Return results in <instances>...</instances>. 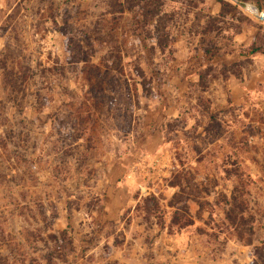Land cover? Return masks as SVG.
I'll return each mask as SVG.
<instances>
[{
    "label": "rangeland",
    "instance_id": "374dc122",
    "mask_svg": "<svg viewBox=\"0 0 264 264\" xmlns=\"http://www.w3.org/2000/svg\"><path fill=\"white\" fill-rule=\"evenodd\" d=\"M235 1L0 0V264H264V0Z\"/></svg>",
    "mask_w": 264,
    "mask_h": 264
},
{
    "label": "built area",
    "instance_id": "2783aa9c",
    "mask_svg": "<svg viewBox=\"0 0 264 264\" xmlns=\"http://www.w3.org/2000/svg\"><path fill=\"white\" fill-rule=\"evenodd\" d=\"M233 3L236 5L239 4L235 0H233ZM243 9L249 16H251L252 18H254L255 20L261 23H264V11H260L258 8H256L255 6L251 4H244Z\"/></svg>",
    "mask_w": 264,
    "mask_h": 264
},
{
    "label": "trees",
    "instance_id": "16d2710c",
    "mask_svg": "<svg viewBox=\"0 0 264 264\" xmlns=\"http://www.w3.org/2000/svg\"><path fill=\"white\" fill-rule=\"evenodd\" d=\"M147 4H148V6H151L152 7V11L153 12H156L158 10L157 7H158V4H159V0H151V2L150 3H147ZM144 7H145V5H142V7L139 10L140 13L135 15V21L137 19L139 21V23H143V22H141L140 18L138 19V17L144 16V15L147 14L148 8H144Z\"/></svg>",
    "mask_w": 264,
    "mask_h": 264
}]
</instances>
